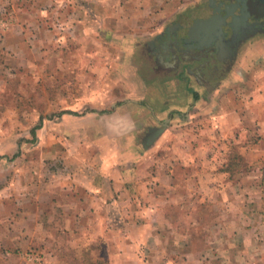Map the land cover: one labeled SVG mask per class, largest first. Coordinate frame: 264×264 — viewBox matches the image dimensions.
I'll return each mask as SVG.
<instances>
[{
	"label": "crops",
	"instance_id": "0c3cea01",
	"mask_svg": "<svg viewBox=\"0 0 264 264\" xmlns=\"http://www.w3.org/2000/svg\"><path fill=\"white\" fill-rule=\"evenodd\" d=\"M176 22L131 46L124 65L133 69L129 83L133 85L111 96L113 111L64 118L63 128L66 121L81 126L78 155L66 159V170L50 184L54 188L30 193L29 204L37 203L38 208L23 211L21 219H13L0 231L1 260L7 257L4 253H12L11 247L47 245L51 233L46 228L52 226L47 221L54 219L63 229H78L80 242L100 237L105 241L117 230L118 264H238L245 259L256 264L252 257L264 260V242L257 239V232L264 228V182L258 189L254 181H244L255 178L254 171L243 173L239 184L230 181L235 175L217 168L220 150H214L215 156L188 153L194 146L207 150L223 142L215 137L216 127L237 111L219 102L230 69L217 70L213 62L194 59L201 56L207 41L175 48L173 56L163 51L155 39L174 29ZM109 82L128 86L127 79ZM83 132L88 134L86 139ZM58 139L65 146V139ZM201 160L206 164L203 170L185 169ZM192 196L212 202L195 204ZM220 199L223 203L217 202ZM209 205L226 214L197 215ZM52 209L59 212L56 217ZM112 212H119L122 221L113 222ZM209 227L215 228V235L208 234ZM96 228L98 237L93 235Z\"/></svg>",
	"mask_w": 264,
	"mask_h": 264
},
{
	"label": "rangeland",
	"instance_id": "374dc122",
	"mask_svg": "<svg viewBox=\"0 0 264 264\" xmlns=\"http://www.w3.org/2000/svg\"><path fill=\"white\" fill-rule=\"evenodd\" d=\"M206 2L0 0V29L5 31V36L0 34V231L13 219H21L23 211L38 208L37 203L29 204L30 193L54 188L50 184L66 170V159L78 155L76 140L81 138L77 135L81 126L66 121L63 128L64 118L68 114L94 117L98 112L113 111L111 96L133 85L129 84L133 69L124 65L125 58L132 54L131 46L154 37L155 31L171 25L173 20L203 10ZM230 41L224 39L225 43ZM239 43L234 65L226 70L220 88L219 102L229 111L237 109L216 127L215 137L223 142L207 150L194 146L188 153L215 156L214 150H220L217 168L233 173L230 181L237 184L242 182L243 173L254 171L256 177L244 181H254L252 185L259 189L264 182V34L243 37ZM111 78L120 82L127 79L128 86L113 84L109 82ZM59 135L65 139V146ZM87 137L83 132L82 138ZM184 148L180 147L181 154ZM203 166L206 164L201 160L185 169L200 171ZM246 197L242 195L241 200ZM257 198L260 195L250 200ZM203 200L202 196L191 198L195 204ZM52 211L54 217L59 213ZM222 214L226 212L209 205L206 212L202 209L197 215L214 218ZM111 215L113 222L122 221L119 212ZM56 221H47L52 225L46 228L51 233L47 245L11 247L12 253H4L7 257L0 259V264H118L117 230L111 231L105 241L100 237L80 242L78 229H63ZM98 231L96 228L95 237ZM207 232L215 235V228L209 227ZM260 232L257 239L264 242V228ZM251 260L264 264L260 258ZM247 262L245 259L238 264Z\"/></svg>",
	"mask_w": 264,
	"mask_h": 264
},
{
	"label": "flooded vegetation",
	"instance_id": "af4514ba",
	"mask_svg": "<svg viewBox=\"0 0 264 264\" xmlns=\"http://www.w3.org/2000/svg\"><path fill=\"white\" fill-rule=\"evenodd\" d=\"M196 13V16L193 15L195 13L183 15L174 29L157 36L155 40L163 51H171L173 56L175 48L199 45L210 38L212 41H207L201 56L194 59L213 62L214 66L218 65L215 69L226 71L234 65L241 38L264 34V0H207L203 10ZM212 17L216 18V28L212 34L201 36L199 32L191 30L195 19ZM225 38L231 41L225 43Z\"/></svg>",
	"mask_w": 264,
	"mask_h": 264
},
{
	"label": "water",
	"instance_id": "95a60500",
	"mask_svg": "<svg viewBox=\"0 0 264 264\" xmlns=\"http://www.w3.org/2000/svg\"><path fill=\"white\" fill-rule=\"evenodd\" d=\"M198 13H195L193 15H197ZM215 20L212 18L204 19V18H197L192 24L191 30H194L195 32H199L201 36H207L212 34L215 30ZM221 30V27H220Z\"/></svg>",
	"mask_w": 264,
	"mask_h": 264
}]
</instances>
